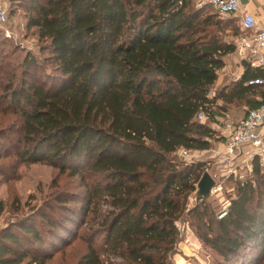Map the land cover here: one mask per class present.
I'll return each mask as SVG.
<instances>
[{"label":"trees","instance_id":"1","mask_svg":"<svg viewBox=\"0 0 264 264\" xmlns=\"http://www.w3.org/2000/svg\"><path fill=\"white\" fill-rule=\"evenodd\" d=\"M7 1L6 17L21 13L50 73L27 52L0 63V115L15 117L0 129V158L13 159L12 178L21 166L43 164L76 187L49 193L0 229V264H47L88 214L95 228L74 264H173L182 218L220 264L263 258L258 170L252 183L234 184L235 198L217 219L207 197L194 200L203 163L174 158L177 149L207 150L212 121L227 107L246 111L264 101V83L246 86L264 82V69L247 64L207 98L241 35L237 20L233 27L194 0Z\"/></svg>","mask_w":264,"mask_h":264},{"label":"rangeland","instance_id":"2","mask_svg":"<svg viewBox=\"0 0 264 264\" xmlns=\"http://www.w3.org/2000/svg\"><path fill=\"white\" fill-rule=\"evenodd\" d=\"M5 3L6 10L9 12L8 1L6 0ZM7 18L5 28L12 32L13 35L10 38H5L0 29L7 42V47L3 48L0 46V63L12 62L15 56L21 58L27 52L36 57L43 73H50V64L47 60H44V57L47 56L38 51L39 43L34 33L23 29L21 13H15L13 16L8 15ZM221 19L231 21V26L235 24V19ZM229 29L230 27L224 32V38L226 41L232 42L233 39L230 37ZM0 39H2L1 36ZM239 70L236 60L225 59L224 67L217 73V81L211 89L212 95L228 85L232 81L233 74L238 73ZM226 109L225 113L229 116L241 115L245 111L244 108L235 106L227 107ZM14 118L13 115L8 113L1 114L0 129L10 127L15 122ZM174 158L177 161H182L175 155ZM12 162L13 159L11 158H0V202L4 205V210L0 215V229L5 227L6 224L19 220L22 216L31 214L41 200L46 199L47 195L53 191L56 192L64 188L65 191L74 193L76 183L74 179L67 176V173L58 175L55 170L48 166L35 164L21 166L17 169L16 176L12 178V172L9 170ZM231 187L229 183L224 184L225 189H230ZM206 202L210 204L217 216V212L221 207L226 205L227 199L225 196H220L217 200L208 198ZM101 208L103 211L104 206H101ZM91 217L93 215H85L79 225L72 226L75 234L72 237L67 235L70 239L69 244L62 248L60 252L53 254L47 264H74L77 261L85 251L83 237L89 234L91 228H95L94 219L92 221ZM189 223L190 221L186 218H182L177 222L179 240L171 259L173 264H220L222 259L200 243ZM256 264H264V257L259 259Z\"/></svg>","mask_w":264,"mask_h":264},{"label":"built area","instance_id":"3","mask_svg":"<svg viewBox=\"0 0 264 264\" xmlns=\"http://www.w3.org/2000/svg\"><path fill=\"white\" fill-rule=\"evenodd\" d=\"M6 0L0 1V29L5 38L13 33L5 28L7 24ZM241 0H194L195 8L207 7L219 18H235L241 33L234 40L233 55L239 65V72L233 74L232 82L242 73L241 63L254 69H264V29L257 26L254 17L240 13ZM260 79L249 80L246 86L262 85ZM209 91L207 98L212 99ZM195 120L204 123L207 117L199 112ZM211 129L216 133L214 139H207V150L177 149L174 155L186 163L202 162V173H207L213 185L207 199H219L225 196L227 203L217 212V219L227 214L229 200L235 198L234 184L253 182L254 172L258 170L264 186V101L255 109L229 116L224 114L212 121ZM231 184L225 189L224 184ZM194 184V194L196 192ZM220 195V196H219ZM189 203L187 208L190 207ZM177 227V224H176ZM178 230V227H177Z\"/></svg>","mask_w":264,"mask_h":264},{"label":"crops","instance_id":"4","mask_svg":"<svg viewBox=\"0 0 264 264\" xmlns=\"http://www.w3.org/2000/svg\"><path fill=\"white\" fill-rule=\"evenodd\" d=\"M239 8L240 13L245 12L253 16L257 26L264 29V0H241ZM225 59L236 60L233 54L228 55Z\"/></svg>","mask_w":264,"mask_h":264},{"label":"water","instance_id":"5","mask_svg":"<svg viewBox=\"0 0 264 264\" xmlns=\"http://www.w3.org/2000/svg\"><path fill=\"white\" fill-rule=\"evenodd\" d=\"M242 69L246 67V63H241ZM213 182L207 173H203L196 185V192L194 194V200L199 201L207 197L210 187H212Z\"/></svg>","mask_w":264,"mask_h":264}]
</instances>
